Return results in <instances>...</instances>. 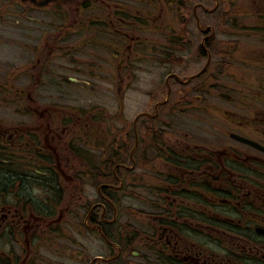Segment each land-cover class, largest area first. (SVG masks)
<instances>
[{"label": "flooded vegetation", "instance_id": "1", "mask_svg": "<svg viewBox=\"0 0 264 264\" xmlns=\"http://www.w3.org/2000/svg\"><path fill=\"white\" fill-rule=\"evenodd\" d=\"M173 13L177 19L182 17L180 22L186 28L198 22L204 29L199 41L188 37L185 47L172 45L177 58L181 51L194 48L208 65L217 59L223 65L229 57L239 64L248 62L252 71L256 70L251 74L253 85L237 90L230 106H209L213 113L221 114L226 127L220 133L224 139L219 144H199L186 132L184 139L167 133L158 125L153 110L143 111L140 141L135 132L138 118L125 122L124 133L118 131L115 135L116 153L108 167L110 191L104 192L115 196L125 185L128 191L117 195L116 202L102 201L101 210H109L110 215L103 217V228L99 222L94 223L115 253L92 257L88 262L81 260L80 264H115V259L126 252L137 259L133 264H264V0H175ZM219 34H223L222 41ZM193 39H197L196 35ZM139 44L141 48L133 52L130 43L123 57L124 79L120 82H126L129 94L137 91L133 87L140 83L137 63L142 60L138 56L144 43ZM158 46L162 49L164 44ZM29 126L43 130L45 140L54 141L57 136L53 123ZM132 128L138 162L133 168L138 167V175L133 181L117 182L123 167L128 171L131 161H135L127 153L126 135ZM232 131L256 145L230 138ZM10 132L0 127L1 148L20 146L22 127L11 128ZM30 135L29 146L36 148L37 133ZM57 145L56 141L54 147ZM34 157L31 156L33 163ZM60 158L67 162L62 154ZM59 168L60 176L67 177L63 166ZM55 189L60 194V204H64L63 187ZM87 200L91 207L97 204L88 197ZM19 202L22 206L15 202L0 205V240L8 236V243L0 242V264H46L45 256L29 235L42 217L30 210L32 202ZM117 211L124 215L121 244L109 238L121 221ZM88 217L95 220L94 212H89Z\"/></svg>", "mask_w": 264, "mask_h": 264}, {"label": "rangeland", "instance_id": "2", "mask_svg": "<svg viewBox=\"0 0 264 264\" xmlns=\"http://www.w3.org/2000/svg\"><path fill=\"white\" fill-rule=\"evenodd\" d=\"M2 3V2H0ZM1 9V8H0ZM22 9V8H21ZM4 12H6L8 15L0 14V115L3 117V120L6 123H14L17 121V118L21 116L20 114H16L14 111V107L17 106V102L15 101V98L11 95V92H6L2 94L4 91L3 84L7 83V87L12 89H16L17 87L25 84L27 82V79L25 76L20 74L19 72H15L11 76L12 83H8L5 80H2L3 78L6 79V74L9 71L17 70L22 65L26 64L29 61L30 53L28 51L30 43L33 42V39H36V36L33 35L32 32H30V28H32L35 31V35L38 34L40 23L37 22L35 26H23L21 29H18L14 26L13 20L16 19L15 15L19 12L18 8H14L13 6H6L4 7ZM93 9L88 12V15H93L94 13ZM40 15H38V21H40ZM171 20V19H170ZM65 66V60L63 58H59L58 60L54 61L51 66H49V69L51 70V74L49 76H46L42 83L37 88V94L36 99L39 105L48 104L50 105H58V107H61L60 109H57L55 111H52L51 109H46L45 115H48V111L53 112L51 114L52 117L58 116L63 111V108L65 107H73L77 108L79 105L82 104V101L90 100L92 98H95L97 102L99 103V106H93V107H101L105 109V111H108L112 107V101L110 99L111 93L104 94L103 92H93L95 89H103V90H110L108 88H105V86H102L103 83L94 80V84H89L91 93H87L85 90L84 95L78 96L77 93H74L76 91L75 87L70 86L69 84L62 83L60 85L56 84V78L55 75L64 72L65 70H70L67 75L72 76L71 73L72 69L70 65L67 66V68L64 70ZM61 67L63 70H61ZM103 66H100L101 69L99 73L104 75L105 77L109 78L107 76V70H102ZM6 69V70H5ZM83 67H79V71L82 73ZM108 69V67H107ZM86 80V79H84ZM4 100H1L2 97ZM91 107V106H89ZM108 115V112L107 114ZM62 117V114H61ZM92 117V114L84 113L83 118L84 122L90 120ZM198 118V117H197ZM180 123L175 124L176 126L174 129H178L179 131L188 130L187 123H185L181 117L177 116L175 117ZM184 122L185 126L181 124V122ZM68 125V123H66ZM192 127L190 130L195 131V139L196 141H199L201 143L208 142V145H213L215 142L217 144L221 143L224 139L223 137L213 134L215 133L218 128H221L223 130H226L225 124L223 125V128L219 125L218 121H213L208 118L196 120V122H193ZM217 129V130H216ZM69 134L74 133V129L68 131ZM210 134H213L212 136ZM228 139V138H227ZM226 139V140H227ZM225 140V141H226ZM63 141V140H62ZM66 146H68L70 149L75 151L76 149L81 150V146H77V144L73 142H65ZM74 158V157H73ZM6 160V157H5ZM88 164L94 165V163H84L83 167H86ZM0 198L2 201H13L14 195L18 197H28L29 195L33 196V187L30 185L29 180L26 179V175L19 176L17 178V165L12 164L9 161H0ZM80 166V165H79ZM17 171V172H16ZM22 173H26L22 172ZM32 175V174H30ZM13 177V178H12ZM73 184V183H72ZM66 190V199L69 197L68 195V185H64ZM70 191L72 190V186L69 185ZM47 191H49V187H45ZM84 192L86 194H90L89 190L85 189ZM34 194L36 197H32V205L31 207L35 208L38 212L45 213L46 209H49V205H46L45 203H42V200H45V197H47V194H43V192L39 189L34 190ZM3 195V197H2ZM66 199L64 201L63 205L68 206L66 203ZM17 201V199H16ZM37 201V202H36ZM19 205H21L20 202H15ZM22 206V205H21ZM47 206V207H45ZM59 207L55 206L53 209H51L54 216L57 215L59 211H61ZM63 218H65L68 222H77L78 219L71 218L68 213H64L62 215ZM7 239V238H3ZM2 240V239H1ZM0 240V241H1ZM8 240V239H7ZM134 261H137L136 258H131Z\"/></svg>", "mask_w": 264, "mask_h": 264}, {"label": "trees", "instance_id": "3", "mask_svg": "<svg viewBox=\"0 0 264 264\" xmlns=\"http://www.w3.org/2000/svg\"><path fill=\"white\" fill-rule=\"evenodd\" d=\"M93 1L94 0H73V3H75V5H77L80 2H84V5H85L87 2L92 3ZM24 99H25L26 102L28 101V99L26 97Z\"/></svg>", "mask_w": 264, "mask_h": 264}]
</instances>
